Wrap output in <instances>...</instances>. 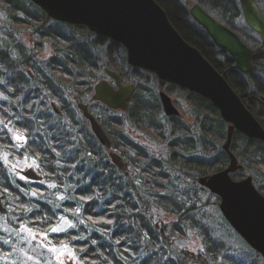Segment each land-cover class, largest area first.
I'll list each match as a JSON object with an SVG mask.
<instances>
[{
    "label": "trees",
    "instance_id": "16d2710c",
    "mask_svg": "<svg viewBox=\"0 0 264 264\" xmlns=\"http://www.w3.org/2000/svg\"><path fill=\"white\" fill-rule=\"evenodd\" d=\"M189 1L198 3L256 51L253 69L247 72L252 79L246 81L247 75L235 68L233 58L213 44L183 0H155L179 35L224 76L264 128V77L254 75L255 70L264 73V42L246 23L243 29L238 27L242 19L238 0ZM255 1L264 19V0ZM0 6L15 29L26 28L35 36L36 48L48 43L53 52L41 68L23 45L12 41L10 47L0 37V214H10V225L26 224L45 232L51 242L66 244L81 264H264L249 246L236 256L196 217H203L201 212L197 215V204L199 193L206 191L196 183L198 177L228 164L221 149L228 125L210 100L160 81L152 71L132 67L119 42L90 33L83 25L51 20L31 0H0ZM104 68L135 84L123 115L100 102L92 100L89 105L109 136L108 146L98 143L85 118L74 115L69 105V98L78 103L92 96L95 83L106 76ZM156 86L169 94L179 89L194 124L180 116L167 117ZM47 99L58 102V114ZM8 126L24 135V144L15 146ZM126 126L161 144L166 157L154 156L132 140ZM231 140L230 150L242 163L244 174L253 176L264 196V141L236 130ZM2 151L10 158L34 159L39 181L12 175L1 161ZM111 151L122 157L123 169L111 164ZM241 175L236 172L234 177ZM152 208L174 218L168 234L156 229ZM62 218L72 225L53 231ZM187 229L200 234L204 249L196 255L182 251L180 256L171 249L170 236H185ZM8 249L0 243V255ZM0 264L5 263L0 260Z\"/></svg>",
    "mask_w": 264,
    "mask_h": 264
},
{
    "label": "water",
    "instance_id": "95a60500",
    "mask_svg": "<svg viewBox=\"0 0 264 264\" xmlns=\"http://www.w3.org/2000/svg\"><path fill=\"white\" fill-rule=\"evenodd\" d=\"M51 20L78 24L90 32L119 42L126 50L129 65L152 71L157 79L187 89L210 100L227 122L225 141L228 164L220 171L200 175L197 184L219 198V211L227 223L255 252L264 259V196L254 186L251 176L233 180L232 172L242 165L230 150L234 131L246 137L264 141V128L245 106L242 98L228 81L179 35L164 9L155 0H31ZM243 20L257 32L264 42V20L255 0H238ZM189 14L204 28L213 44L226 51L234 60L235 68L244 74L253 69L256 51L241 36L220 23L197 3L191 4ZM103 71L113 83L101 78L93 86L92 99L115 111H125L134 93L133 82L124 83L120 74L111 69ZM161 109L166 116L180 114L170 96L158 92ZM77 107L87 119L92 134L103 146L110 144L109 136L99 124L88 105L82 101ZM55 113L59 109L51 103ZM112 165L124 168V160L115 151L108 153ZM25 179L38 181L40 174L31 167L19 170ZM3 204L0 202V211Z\"/></svg>",
    "mask_w": 264,
    "mask_h": 264
},
{
    "label": "rangeland",
    "instance_id": "374dc122",
    "mask_svg": "<svg viewBox=\"0 0 264 264\" xmlns=\"http://www.w3.org/2000/svg\"><path fill=\"white\" fill-rule=\"evenodd\" d=\"M24 1V0H23ZM184 3L191 6L189 0H183ZM1 7V6H0ZM245 22L243 18L240 20L238 27L243 29ZM247 25V24H246ZM8 33V35L6 34ZM92 33V32H90ZM8 36V37H7ZM0 37L8 40L10 47L13 46V43L21 44L24 46L26 51L32 54L33 58L36 60L37 64L41 68L44 66V61L50 57L53 52L50 44L43 43L41 48H36L35 36L26 28L15 29L11 23L8 22L7 13L1 7L0 8ZM12 39V40H11ZM13 41V43H12ZM15 57H19L18 54L14 53ZM32 77H35V74L31 72L30 68L25 69ZM247 75V74H246ZM254 75L258 77H264V73H259L256 70ZM107 78L106 76H104ZM245 80L252 79L250 76H246ZM155 88V87H154ZM155 90L158 93L157 86ZM171 100L175 102L177 108L180 112V118L183 121H186L188 124H194V120L191 117L190 110H188V103L184 98L183 93L178 89L169 94ZM69 105L74 111V115L77 117L83 118L84 116L80 113L79 108L77 107V102L75 99L69 98ZM177 100V101H175ZM88 106L92 103V98L87 97L82 100ZM53 103L56 108H59L58 102L54 99H47V104L50 106V103ZM52 108V106H50ZM124 111H117L120 115H123ZM2 122L0 121V126ZM88 125V124H87ZM89 127V125H88ZM11 138L15 146H21L25 143L24 135L20 133L17 129H13L8 126ZM90 130V128H89ZM126 133L130 136L132 140L140 144L142 147H145L151 154L154 156H160L162 158L166 157L165 148L155 141L153 142L145 133H142L134 128L126 126ZM91 131V130H90ZM1 161H3L5 167L9 172L20 179L25 178L18 170H24L28 167L37 170V162L29 157L24 158H10V155L6 154L1 156ZM39 173V170H37ZM129 171V170H128ZM189 184L192 185L190 180ZM205 190V189H204ZM200 202L197 204V212L194 213L197 215L201 212L202 218L199 216V223L206 224L212 230V233L215 237L225 242L226 246L229 247L230 251L240 257L241 253L248 250V246L239 236L236 235L234 230L229 226L223 223V215L219 213L218 205L215 204L214 195L209 191H203L199 193ZM153 224L156 226V229L160 230L163 233L168 234L169 224L174 221V218L162 209L152 208L151 210ZM10 214H0V243L4 246L9 247L8 251L4 255H0V260L5 264H81L76 254L73 253L71 249L68 248L66 244H55L49 240L48 234L43 231H38L33 229L26 224H20V226H13L9 223ZM72 225L71 222L62 218L57 225H55L53 231H61L65 228H68ZM185 236L177 238L175 236H170L172 239L171 249L175 251L177 255H180L182 251L192 255H196L199 252H202L203 241L200 234L194 229L186 230ZM181 256V255H180Z\"/></svg>",
    "mask_w": 264,
    "mask_h": 264
},
{
    "label": "flooded vegetation",
    "instance_id": "af4514ba",
    "mask_svg": "<svg viewBox=\"0 0 264 264\" xmlns=\"http://www.w3.org/2000/svg\"><path fill=\"white\" fill-rule=\"evenodd\" d=\"M257 56V55H256ZM32 76V75H31ZM106 77H107V75H106ZM106 80L108 81V82H111V83H113V81L110 79V78H106ZM166 82V81H165ZM178 87V86H177ZM179 89H181L180 87H178ZM184 90V89H183ZM160 91V90H159ZM158 91V92H159ZM135 92V91H134ZM158 94V93H157ZM133 95V94H132ZM264 100V99H263ZM173 101V100H172ZM175 101H177V100H175ZM173 104L177 107V105L175 104V102H173ZM50 106H51V103H50ZM52 109H53V107H52ZM88 109H89V106H88ZM178 109V108H177ZM90 111V110H89ZM91 112V111H90ZM81 113V112H80ZM84 116V115H83ZM178 117L180 116V114L179 115H177ZM96 117V116H95ZM170 117V116H169ZM174 117H175V115H174ZM85 118V117H84ZM85 120L87 121V119L85 118ZM87 124L89 125V123H88V121H87ZM89 128H90V125H89ZM91 130V129H90ZM2 155H4V154H6V152L5 151H2V153H1ZM238 161V160H237ZM240 163V162H239ZM241 165H242V163H240ZM5 166V165H4ZM227 166V165H226ZM225 166V167H226ZM239 173V175L241 174V173H243V175H241L239 178H237V179H235V177H234V174L235 173ZM251 176V180H252V182H253V184H254V178H253V176L251 175V174H249V173H245L244 174V168H243V166H242V168H241V170H236V171H234V172H232L231 173V177H232V179L233 180H236V181H239V180H241V178H244V177H246V176ZM199 178V177H198ZM196 183H197V181H196ZM254 186H255V184H254ZM256 187V186H255ZM202 188V187H201ZM204 189V188H203ZM257 189V188H256ZM258 190V189H257ZM259 192V191H258ZM261 193V192H260ZM262 194V193H261ZM214 195V197H217V199H218V202H217V205H218V210H219V198H218V196L217 195H215V194H213ZM1 213V212H0ZM219 213H220V211H219ZM221 214V213H220ZM236 233V232H235ZM237 234V233H236ZM238 235V234H237ZM239 237H240V235H238ZM241 238V237H240ZM9 248V247H8ZM69 248V247H68ZM70 249V248H69ZM75 254V253H74ZM68 264H72V263H68Z\"/></svg>",
    "mask_w": 264,
    "mask_h": 264
},
{
    "label": "bare ground",
    "instance_id": "6f19581e",
    "mask_svg": "<svg viewBox=\"0 0 264 264\" xmlns=\"http://www.w3.org/2000/svg\"><path fill=\"white\" fill-rule=\"evenodd\" d=\"M198 4V3H197ZM130 103V102H129ZM129 105V104H128ZM164 117V116H163ZM167 117H169V116H167Z\"/></svg>",
    "mask_w": 264,
    "mask_h": 264
}]
</instances>
